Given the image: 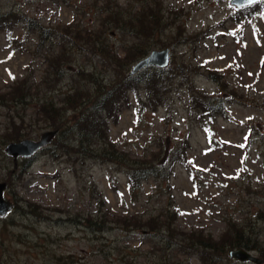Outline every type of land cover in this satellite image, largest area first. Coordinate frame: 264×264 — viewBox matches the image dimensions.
<instances>
[{"label":"rangeland","instance_id":"obj_1","mask_svg":"<svg viewBox=\"0 0 264 264\" xmlns=\"http://www.w3.org/2000/svg\"><path fill=\"white\" fill-rule=\"evenodd\" d=\"M115 1L127 10L146 2L162 15L163 27L156 34L161 45L151 49L168 46L171 61L194 82V90L201 89L195 95L211 108L219 99L225 114L215 121L199 117L188 108L191 94L180 79L168 92V101L156 109L141 111L131 105L134 97L129 95L130 103L108 127L110 140L125 159L159 162L161 155L168 160L172 149L184 147V139L190 143L185 161L172 166L170 179L150 176L137 197L128 188L124 166L114 169L113 163L96 156L80 160L72 144L63 151L56 140L36 151L20 170L4 150L8 141L3 133L11 121L27 115L23 137L38 138L51 127L27 122L36 96L23 109L14 103V86L40 81L47 68L43 55L49 49L62 53V43L98 82L109 83L132 68L135 40L118 29L100 32L103 1L0 0V10L23 19L10 31L0 30V180H8L5 196L14 201L0 215V264H210V256L215 257L211 264H264V2L250 18L235 21L231 15L237 7L229 0ZM28 17L33 29L25 22ZM67 25L74 30L71 34ZM55 26L63 30L52 33ZM40 28L49 29L50 42L38 43ZM76 29L82 30L78 42L72 37ZM89 29L91 37L85 40ZM100 41L107 45L99 46ZM67 66L57 77L49 68L54 101L62 100L71 86L91 84L85 70L83 74ZM39 94L48 95L43 90ZM209 95L214 99L208 101ZM7 98H14L8 100L11 107ZM80 109L66 111V124L74 122ZM59 138L64 141L63 134ZM175 210L169 217L172 226L186 236L202 232L188 243L205 244H189L185 250L184 242L165 243L182 238L170 236L173 229H131V215L144 220ZM118 217H125L127 224ZM228 220L239 221L236 225L243 228L236 230ZM250 227L259 230L258 237ZM248 230L252 241H258L253 253L263 258L261 263L228 254L234 248L229 246L232 233L238 237L242 231L243 238ZM223 232L228 234L223 237Z\"/></svg>","mask_w":264,"mask_h":264},{"label":"trees","instance_id":"obj_2","mask_svg":"<svg viewBox=\"0 0 264 264\" xmlns=\"http://www.w3.org/2000/svg\"><path fill=\"white\" fill-rule=\"evenodd\" d=\"M99 1H103L102 3L105 4L102 7L101 12H106L100 17V20L102 21V28H100V32L103 33L107 29L109 32H111L110 29H118L123 33L131 34L132 38L135 40V42L131 45V58L129 59L130 64H134L152 47L161 45L156 34L163 27V22L161 21L162 15L159 16L158 14L153 13V10L147 6L146 2L141 3V5L138 7L133 6L127 10L126 8H121L115 0ZM262 2H264V0H259L237 7L236 11H234L231 17L235 21H239L242 16L250 18L255 13V7ZM20 20L23 19L18 13L11 10H0V30L10 31ZM25 22H27V26L30 29L34 28L32 25L34 22L29 17L25 20ZM69 28L70 27L67 25L65 30L71 34L74 30ZM40 29L37 37L39 39V44L42 41L44 42L46 39L43 37L46 34V29ZM59 30H63V27L55 26L53 27L52 33H57ZM81 31L82 30L79 29L75 30L76 35L72 36L75 39L74 40L72 38L74 41L78 42L77 40L81 38ZM90 32L91 29L85 31V40L91 37ZM50 41L51 36L48 37V42ZM98 45L103 47L106 46L107 43L106 41H100ZM108 50H111L109 46ZM54 51L55 50L49 49L47 52L48 54H44L42 57L47 63V68L40 81L29 83V80H27L28 84L18 89L17 86H14V91L18 92V94L15 95L16 99L14 100V98H7L6 105L11 107L12 104L8 100H14L16 105L20 104L23 106V109H25L30 99L36 96L35 103H33L32 106L33 111H31L29 114V119L31 120L27 122L33 123L34 120L35 124L41 123L42 127L50 126L51 128H57L58 132L52 138V141H58L59 146L63 151H66L67 146L72 144L70 148H73L74 154H79L78 157L80 160H85L87 158H93L96 156L102 161H106L111 164L113 163L114 169L115 166H124L127 176L128 188L134 197L138 196L143 180L149 178L150 176L169 180L173 174L172 166L175 163L185 161V151L188 149L190 143L188 139H184V147L180 150L172 149L173 153L171 152L168 160H165L161 155L158 157L159 162H157V160L147 161L145 159L136 158H131V161H128L127 157L125 159L121 150H117L115 148V144L110 140L108 135V127L110 122L118 121L119 112L125 105L130 103L129 95L134 97V100H131V105L142 108L141 111H144L145 108L156 109L157 107L164 105L165 101H168V92L170 91L171 87L177 83L176 80L180 79V83H182L183 86H187L191 94L188 108H192L199 117L211 116L210 118L215 121L219 116L225 114L224 107L222 105L223 103L219 101V99H217L218 104L213 105V108H211L208 106L207 102H204L206 99L203 101L199 96L195 95V92H199L201 89H198V91L197 89L194 90V82L189 80L187 75L182 73L180 66L176 63H173L174 60L171 61L170 59L169 64L166 66L147 65L131 75L127 72L115 79L110 80L109 83H106V80L104 81L105 83H101V81L98 82L95 77L91 75V70L86 71L87 67L84 66L85 64H81L78 59H76V57H72V53L63 45V43L61 48L62 53H53ZM115 57H117V55ZM67 65L77 67L79 72L83 74L85 70L87 76H89V78L92 80L91 84H89L87 88L71 86L68 89H72V92H69V90L63 91L64 96L62 97V100L60 99L58 101H54V99L51 97V88L53 84L55 85V80L50 76L49 68L51 73L57 77L63 75L62 69ZM46 78L49 80L43 81ZM91 87L94 89L89 90ZM41 90H43L48 95L39 96ZM210 97L212 98H207L208 101L214 99L213 96ZM79 105H81L82 109H80L78 114L75 115L76 119L74 122L66 124V118L68 116L66 111L68 109L78 108ZM18 110L21 109L19 108ZM26 116L27 115L20 114L19 122H15L13 120L11 121V125L3 133L5 141L18 140L23 137L27 130V128L24 127ZM65 132L67 134H65ZM62 134L64 136V141L60 142L59 135ZM93 144L99 145L94 146ZM175 150L182 153L177 154L175 153ZM25 159L26 157L17 159V167H21L20 170H24L28 165V161H25ZM13 163H15V161ZM102 202L103 201H101V203ZM174 213H177V211L175 210L173 213L166 211L165 214L161 211L162 215H152V217H148L144 220L141 218L136 219L131 215V229L140 227H149V230L151 231H170L173 229V232L169 233V235L172 237L181 236L182 238L177 239L175 242L166 239L165 243L167 245L176 244L179 246L181 242H184L185 250H189L190 245L193 244H205L204 241L199 240H192L190 243H188L193 237H200L202 232L196 233L193 231L194 234L189 233V235L186 236L184 231L180 230L178 227H173L172 223L169 221V217L172 218L171 215ZM118 218L121 219L124 224H127L126 219H122L125 217ZM93 221L95 224H97V221ZM236 224H239V221L228 220L229 226L233 225L236 230H239L236 228V226L241 225ZM91 226L97 228L93 224H91ZM98 227L99 229H103L104 224L101 223V226ZM241 228H243V226H241ZM250 228L252 230V234H255L258 237L259 230L255 231L252 227ZM243 233L244 232L242 231L240 232V234ZM248 233L249 230L247 231V234L245 233L246 236L242 238L240 234L238 237H236L237 234L233 232L231 235L232 240L229 243V246H243L248 249L253 248L256 250L258 248V241L257 239H253L252 241V237L250 238ZM227 234L228 232L222 233L223 237H225ZM212 244L215 246L217 245L213 242ZM216 249L218 250L219 248L216 247ZM209 259V263L211 264L215 257L210 256Z\"/></svg>","mask_w":264,"mask_h":264},{"label":"water","instance_id":"obj_3","mask_svg":"<svg viewBox=\"0 0 264 264\" xmlns=\"http://www.w3.org/2000/svg\"><path fill=\"white\" fill-rule=\"evenodd\" d=\"M258 0H230V3L240 7L253 3ZM170 61V49L168 46L162 48H153L140 59H138L129 70L128 74H133L139 71L147 65L155 66H166ZM58 132L57 128H50L44 130L39 138H29L24 137L18 140H11L5 144V151L7 154L11 155L13 159L18 157H29L34 154L41 147L46 146L52 141V138ZM6 187V182L0 180V215H4L12 206V201L5 199L3 191ZM228 254L234 259H239L242 261H252L255 263H261L263 258L261 256L255 255L252 250L247 249L243 246H237L231 248Z\"/></svg>","mask_w":264,"mask_h":264},{"label":"flooded vegetation","instance_id":"obj_4","mask_svg":"<svg viewBox=\"0 0 264 264\" xmlns=\"http://www.w3.org/2000/svg\"><path fill=\"white\" fill-rule=\"evenodd\" d=\"M46 34L43 36V37H45V38H48L49 36H51L50 34H51V32L49 31V33H48V28L46 29V32H45ZM24 160V159H23ZM30 160V158H26L25 159V161H29ZM8 213V212H7ZM6 213V214H7ZM5 215V214H4ZM248 249V248H247ZM250 250H252V251H254L255 249H253V248H249ZM230 250V249H229ZM247 261V260H246Z\"/></svg>","mask_w":264,"mask_h":264}]
</instances>
